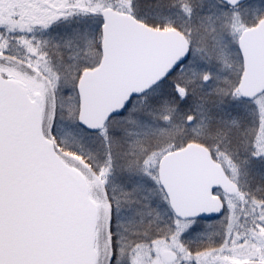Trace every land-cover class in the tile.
<instances>
[{"label": "snow or ice", "instance_id": "snow-or-ice-1", "mask_svg": "<svg viewBox=\"0 0 264 264\" xmlns=\"http://www.w3.org/2000/svg\"><path fill=\"white\" fill-rule=\"evenodd\" d=\"M0 264H264V0H0Z\"/></svg>", "mask_w": 264, "mask_h": 264}]
</instances>
